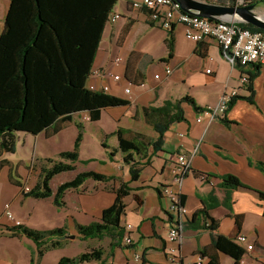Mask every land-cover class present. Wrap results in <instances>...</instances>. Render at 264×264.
I'll use <instances>...</instances> for the list:
<instances>
[{"label": "crops", "instance_id": "1", "mask_svg": "<svg viewBox=\"0 0 264 264\" xmlns=\"http://www.w3.org/2000/svg\"><path fill=\"white\" fill-rule=\"evenodd\" d=\"M134 1L118 0L113 14L121 18L106 24L92 75L87 80V87L92 85L100 90L109 85L108 94L129 101L128 106L105 110L101 119L107 112L115 120L116 131L122 128L156 139L157 133L145 123L143 108L160 107L167 100L176 101L189 96L204 109L217 106L225 91L232 89L238 90V97L224 120L203 118L199 122V113L187 103L182 105L185 119L171 125L158 152L153 153L149 149L148 156L152 155L149 165L144 167L140 179L130 184L133 191L124 200L121 226H132L129 232L132 244L127 246L123 238L112 247L113 240L105 237L97 239L101 244L98 243L95 249L103 251L105 264H170L169 248L175 245L168 241L169 201L163 197L164 190L170 188L180 194L188 210V223L179 245L182 264H193L201 253L207 256L206 264H235L232 257L213 248V238L223 236L234 239L239 234L247 237V243L239 245L245 252L240 261L264 264V201L256 193H264V171L261 168L264 166V68L233 66L212 38L201 42L188 39L184 24L175 25L173 57L167 59L168 31L162 27L160 20H151L149 11L133 9ZM203 1L229 5V0ZM252 1L256 4L255 12L264 17V0ZM10 3L11 0H0V33L4 29ZM116 58H122L118 66ZM155 65H158V72L154 71ZM168 68L170 74H166ZM207 70L211 72L207 73ZM110 73L122 77L118 86L112 84L108 76ZM251 74H256L252 83L253 96L241 83L243 76ZM156 75H159L158 79ZM129 83L132 88L127 95L124 90ZM141 83L145 84L144 87ZM250 97H253V103L247 100ZM79 120L84 125L90 123L88 115L82 114L75 116L73 123L65 128ZM116 131L108 133L102 129L101 136L106 139ZM40 137L49 140L44 133L37 136L20 133L16 151L21 148L29 156L34 153ZM15 153L0 156V163L4 160L8 162L0 166V264H31V258L37 253V246L31 239L10 236L7 228L13 227V224L5 215L6 203L10 204L20 225L39 231L65 228L68 232L67 237L61 240V247L48 249L41 258L42 262L51 251H63L74 243L89 241L81 237L77 226L98 222L103 210L114 203L112 190L122 182H131L123 155L117 152L110 157V149L106 150L94 172L115 180L108 183L87 180L78 189L68 190L62 199L63 205L58 207L54 203L57 188L74 179L78 173L92 170L80 171L76 165L75 171L67 172L73 175L56 187L52 186V182L66 173L53 178L50 183L53 196L34 199L25 197L23 188L32 189L40 172L34 182L32 165L30 168L21 166L22 163L15 165L8 158ZM177 155H185L190 161V169L181 185L175 183L173 175ZM14 167L18 169L15 175L21 186L10 181L9 170ZM202 176L207 179L201 180ZM228 176L237 178L246 188L224 187L223 181ZM202 210L206 211L209 219L203 214L194 218ZM212 220L215 222L214 229L210 228ZM38 221L40 225H35ZM248 244H252V250H246ZM82 253L68 251L64 255L59 252L54 264L63 257L75 258ZM136 256H140L139 261Z\"/></svg>", "mask_w": 264, "mask_h": 264}, {"label": "trees", "instance_id": "2", "mask_svg": "<svg viewBox=\"0 0 264 264\" xmlns=\"http://www.w3.org/2000/svg\"><path fill=\"white\" fill-rule=\"evenodd\" d=\"M237 0H229L235 5ZM118 0H11L6 14L4 29L0 33V156L16 152L17 136L20 133L37 136L44 133L47 138L59 134L74 117L87 114L91 123L101 119L102 113L111 108L125 107L129 101L101 91L87 88V80L92 75L94 60L99 49L103 31ZM239 26L252 32L263 31L252 25L239 23ZM174 30L168 31V58L173 57ZM166 60V59H165ZM161 60V61H165ZM256 74H251L246 87L254 95L252 87ZM142 84V83H141ZM235 100L230 105H234ZM253 103V97L247 99ZM187 103L201 113L194 99L185 96L176 101L167 100L160 107L143 108L145 123L157 133V138L118 128L114 135L118 147L110 149L109 156L120 152L124 163L129 167L131 182L120 183L113 189L114 203L103 210L98 222L78 225L77 230L83 239H103L110 237L112 247L125 237L121 219L125 212V198L131 195L130 184L140 179L151 156L148 151L158 152L163 145L164 134L172 124L183 121L182 105ZM224 120V119H223ZM79 133L73 151L62 152L58 160L47 159L49 165L40 167L37 184L25 197L46 199L53 196L50 183L59 174L75 171L79 159V146L83 138L84 126L76 123ZM2 161L0 166L7 164ZM264 171V166L261 167ZM10 181L21 186L13 179ZM87 180L108 183L115 178L94 171L78 173L71 181L61 184L54 194L56 206L63 205V197L68 190L78 189ZM226 188H246L233 176L223 181ZM264 201V193L256 192ZM181 203L183 199L181 197ZM184 205V204H183ZM208 215L202 210L194 215ZM210 225L214 229L215 222ZM11 237L25 236L37 246L40 259L48 249L61 247V240L68 232L65 228L39 231L24 225L7 228ZM213 248L235 260L239 264L244 249L234 239L223 236L213 238ZM101 249H92L78 257H63L57 264H87L94 261L105 264ZM200 256L207 258L205 253ZM31 264H34L33 261ZM211 264V263H210Z\"/></svg>", "mask_w": 264, "mask_h": 264}, {"label": "built area", "instance_id": "3", "mask_svg": "<svg viewBox=\"0 0 264 264\" xmlns=\"http://www.w3.org/2000/svg\"><path fill=\"white\" fill-rule=\"evenodd\" d=\"M251 0H237L236 4H245ZM132 8L135 10H147L150 12L152 21L160 20L162 27L169 30L172 26L177 24H184L186 26V36L188 39L201 42L206 38L215 40L222 50L224 56L229 60L233 66H260L264 68V31L252 32L239 26V22L229 21H215L207 18H202L185 13L178 2L174 0H135L132 3ZM121 18L118 14H112L110 21H117ZM122 62V58H116L115 64L118 66ZM211 70H207L210 73ZM171 70L168 68L166 74H170ZM114 86H118L122 81V77L118 74H108ZM156 79L159 75L155 76ZM247 76L241 78L242 86L245 87L247 83ZM144 87V83L140 84ZM93 91H101L104 93L110 92V86L106 85L100 90L94 86L87 87ZM132 84L129 83L125 88V93H131ZM238 97V90H227L222 95L217 106L205 108L203 112L199 113L198 121L202 122L203 118L208 120H223L226 118L227 112L231 103ZM190 169V161L185 155H177L175 158V165L173 169L174 181L177 185H181L184 176ZM206 176H202L201 180L205 181ZM31 189L24 187L23 193L29 192ZM163 197L169 201L167 211L170 214V228L168 233V241L175 245L169 248V263L182 264L181 256L179 254V245L182 242L183 233L188 223V210L181 203V196L178 192L170 188L164 190ZM5 215L7 219L13 224V227L20 226V222L16 221L11 211L10 204L6 203ZM124 243L127 246L132 244L129 232L132 230L131 225L125 228ZM238 245H245L247 237L239 234L234 238ZM252 244H248L246 250H252ZM136 260H140V256H136ZM207 258L198 256L193 264H206ZM239 264H245L240 261Z\"/></svg>", "mask_w": 264, "mask_h": 264}, {"label": "rangeland", "instance_id": "4", "mask_svg": "<svg viewBox=\"0 0 264 264\" xmlns=\"http://www.w3.org/2000/svg\"><path fill=\"white\" fill-rule=\"evenodd\" d=\"M155 67L156 70L154 71L158 72L157 69L158 65H155ZM77 123H81L80 120ZM83 126H84L83 138L78 149L79 159L75 163V166L77 165L80 171L82 170L96 171L99 167L100 157L103 155V152H106L107 150L106 148H104L103 144L109 146L111 150L113 149V147H118L117 136L114 134L112 135L109 134L105 139L104 137L101 136V130L103 129L108 133H111V131H116V123L115 120L113 119V116L105 112L99 123L90 122V123H86V125L83 124ZM78 133H79V129L77 125L74 124L71 127L65 128L61 134L49 138V140L40 137V139L37 141V144L35 146L36 150L34 148V153L32 152L29 156L25 154L21 148L20 149L18 148V151H16L15 155H11L8 158L12 160L15 163V165H17L18 163H22L21 166L26 165L27 167L32 165L30 167L33 168V175H35V178L33 180L35 182L36 176H38L40 172L39 168L42 166L49 165L46 161L47 159L58 160V155L60 153L73 151L75 149V142L78 137ZM33 144L34 143H32V145ZM17 167L10 168L9 174L10 172H12L13 179L16 182H20L19 178L15 175V172L17 173L18 170ZM70 175L73 174L66 173L64 175L57 177V179L52 182V186L56 187V185H58L59 183L66 181ZM4 176H6V172ZM4 182L5 180L2 181V184H4ZM35 225H40L39 221ZM3 229H5V227H3ZM88 240L89 241L80 244L74 243L70 247L64 248L63 251H57V250L51 251L47 254L46 258L42 262L38 253H36L35 256L31 258L30 263H32L33 261L34 264H54L56 263L55 261H57L56 258L59 252L64 253V255H66L68 251H73L80 254L85 250L90 251L92 249H95L98 243L101 244V242L98 241L97 239H88Z\"/></svg>", "mask_w": 264, "mask_h": 264}, {"label": "water", "instance_id": "5", "mask_svg": "<svg viewBox=\"0 0 264 264\" xmlns=\"http://www.w3.org/2000/svg\"><path fill=\"white\" fill-rule=\"evenodd\" d=\"M188 14L215 21L239 22L252 25L264 31V17L255 12L256 4L249 1L245 4L221 5L203 0H174Z\"/></svg>", "mask_w": 264, "mask_h": 264}]
</instances>
